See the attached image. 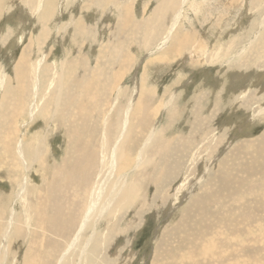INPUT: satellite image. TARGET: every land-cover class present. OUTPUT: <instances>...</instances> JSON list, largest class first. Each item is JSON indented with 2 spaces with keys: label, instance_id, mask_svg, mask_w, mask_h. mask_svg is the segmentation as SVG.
Wrapping results in <instances>:
<instances>
[{
  "label": "bare ground",
  "instance_id": "1",
  "mask_svg": "<svg viewBox=\"0 0 264 264\" xmlns=\"http://www.w3.org/2000/svg\"><path fill=\"white\" fill-rule=\"evenodd\" d=\"M65 1L0 0V15L14 5H25L36 20V23H38L36 26H40L36 34L31 33L27 44L21 49L13 66V75L7 74L5 69L0 66V180L6 181L9 187L7 195L3 196V194H0V264H125L122 261L131 262V252L125 257H119L117 255H109L105 250L108 246L111 248L115 246L114 242L117 240L127 239L126 237L130 230L128 221L118 233L121 213H125L136 201H138V205L133 210L135 215L149 205L147 198L140 196L143 184L147 181L146 172L148 171H146V167L148 165L151 166V163L154 162L149 169L156 175V181L152 184H156L159 178L164 182L163 179L167 180L169 176H178L179 171L182 169L181 167H183L179 162L189 160L193 164L197 161H207V159H210L213 148L219 144V140L215 143L210 142L213 137L209 136V134L197 136L188 132V136L177 134L176 136L168 137L163 135V132L168 127L162 128V131L159 128L147 130L148 123L146 120L148 116L145 113L150 112L147 109L150 103L152 108V101L149 103L148 100L146 101L148 98L145 100H143V97L141 98V91H147V87L141 81H138V84L135 82V90L133 89L134 92L131 97L128 100H124L121 97V88L123 87L119 85L121 78H119L117 73L112 79L109 78L103 83L96 82V73L88 61L89 56H84L80 52L81 50L79 51L80 45L84 44L83 39L77 40L76 36L69 37L72 48H65L60 59H52L53 61H50L51 58H54L52 56L53 46L52 49H45L49 35L53 32V27L52 29L50 28V20L56 11L61 9ZM111 1L113 2L114 0H87V5L86 3L84 5L89 7L95 4L99 9H102V12L112 5ZM157 1L151 15L138 21L135 20L136 16L133 14L131 16L133 1L130 4L127 1V4L122 7L124 14L123 26L125 23L128 25L130 29L128 36H131L132 42L135 39L137 40V43H135L138 45L142 43L143 47H145L144 49L156 47L155 51L157 49L162 50L164 54L155 57L160 60H168L169 54L176 55L177 53L180 55L181 53V56H183L182 53L187 52L188 47L191 45H195L192 47L195 49H192L191 53H187L188 55L197 56L201 51L202 53L206 52L204 58H200V54L198 55L199 59L193 60L201 65L203 63H218L221 59H227L225 56L229 52L227 51V53L225 50L232 49V45H228L226 49L222 46L217 47L214 52L206 51L207 47L204 44V40L202 38L198 39L196 37L197 34H194L195 31L193 34H189L190 32L188 31H180V27L183 24L182 20L187 15V7L191 9L194 6L193 4L197 6L200 2H197V0ZM235 1L231 0L230 2L233 4ZM146 7L145 5L144 11H146ZM107 9L109 10V8ZM168 11L170 12V22L167 24L165 19ZM226 11L228 12V10ZM120 19L122 18L120 17ZM71 27L80 34L84 30L85 25L80 17L74 19L71 16L68 22L58 23L55 30L56 33L65 36L64 34ZM90 27L87 26L85 28L92 32L93 30ZM110 28L111 25L109 26ZM129 29L127 28L126 30ZM124 31L122 30L121 33L125 34L126 32L124 33ZM77 33L75 34L77 35ZM91 34L89 33L90 38H92ZM125 36L127 35L125 34ZM2 38H5V36ZM93 40L95 39L93 38ZM250 43H252L250 50L256 46L259 48V45L264 43V28L258 31L255 37L250 40ZM75 47H77L76 50ZM262 50L258 49L256 51V55H258L256 60H259L260 64L264 62V52ZM34 54L37 55L36 58L33 57ZM102 57L103 53L100 51V55L95 62H98ZM128 58V55H125L123 60L127 61ZM250 62L253 63V57L250 58ZM194 66L197 65L194 64ZM89 72L91 74H88ZM233 92L234 90L231 91V93ZM210 93L209 95H211ZM231 93H229L230 98ZM214 94H212L213 98ZM224 94L225 96L229 95ZM194 95L193 98L197 97ZM147 96L149 95L147 94ZM203 96H200V98ZM253 97L249 98L250 102L252 101L251 103L255 104V106L256 104L259 105L258 107L256 106V109H253L251 115L264 114L262 97H259L262 102ZM173 98L174 95H171L168 102L165 101L166 104L171 105ZM194 100L197 101V98ZM199 100L198 102H200ZM251 103L249 104L250 106H252ZM160 104L162 105L161 101L156 105L157 109ZM204 105H207V103ZM200 106L196 108L197 111L195 110V113L193 111L192 118L194 122L193 125L189 124L191 125L189 129L193 127V130L196 123L200 127L201 125H204V127L210 126L209 121H212V117L201 118L199 115ZM172 107L170 110H173ZM219 107L221 106H217V108ZM234 107H236V104ZM232 108L228 107V109ZM175 109L177 108L175 107ZM226 109H223V111ZM211 110L213 111V109ZM255 112H257L256 115L253 114ZM175 116L179 115L176 114ZM188 118L191 119V116ZM214 120L216 119L214 118ZM222 120L224 121V119ZM256 121H259L258 118ZM38 124H40V129L35 128ZM183 129L185 130V128ZM27 130H29V133H27ZM223 130H225V127ZM54 131L61 133L60 137L64 140L63 153L61 156H59V153L56 154L58 157L54 155L56 151H54L49 141ZM241 144L237 145V147ZM247 146L249 147V145ZM250 146L255 145L250 144ZM261 149L256 148L255 150L260 151ZM236 150L239 151V149ZM252 150L253 147L251 148ZM215 153L218 154L219 152ZM249 155L253 156L252 154ZM237 157L239 159L238 154ZM234 158L232 161H234ZM255 159L257 160V156ZM215 161L217 162V160ZM225 162L226 160L220 162L221 168L219 167L216 172L213 171L217 175L212 173L211 176L215 175L214 178L212 180L210 178L206 179L207 183L202 187V193L198 194L194 200L195 202L191 203L190 208L198 209L196 215L199 217V223L203 226L199 227L193 224L191 225V232L187 234L184 233L185 229H182L183 236L176 237L174 239L175 243L169 239L158 240V247L153 250L151 264H257V259L248 258L246 255L252 256L255 253L264 251V244L262 243L260 248L253 247L251 251L248 248H241L242 240H239V237L244 228L243 226L249 225L246 228V234L249 235L248 238L252 239L256 232L255 227H258L259 223L264 221V202L261 201L264 195L262 196V193H259V190H264V179L257 177V175L261 174L264 166L261 167L263 169L254 170L255 168L252 167L249 169L247 164L248 170L242 167L244 170L243 178H237L234 172L229 173V170L233 171L231 164L225 166ZM243 164L245 165V162ZM27 165H29L28 170L26 169ZM214 167L216 168V166ZM186 173L187 171L184 174ZM36 176L38 177V182H34V177ZM143 176L146 177L143 178ZM185 179L183 177V181ZM244 184H247V190L250 191L252 196L254 195L252 197L254 206L247 203L244 204V194L243 196L237 195L241 192V187ZM15 191L17 195L13 202L17 207L13 206L11 208L12 204L9 197ZM221 191L225 192L220 195ZM222 196L224 198L220 202L219 198ZM240 198L243 200L240 204L235 202L228 205L226 203L229 199ZM59 204L65 210H61ZM211 205L216 208L211 209ZM236 205H243L242 207L245 211L242 209L244 212L241 214L234 213L233 210L238 207ZM224 208L227 209V216L231 213L228 216L229 218L223 217ZM63 211H66V213L63 214ZM62 214L64 217L59 219ZM99 219H106L105 221L108 224L106 230L101 233H98L97 229ZM185 221L188 224L193 222V220L189 219H185ZM207 225L219 229L217 235H222L223 239L218 236H214L215 238L207 237L204 234L206 230L204 226ZM27 227L33 228L32 230L28 229L29 231L24 230ZM88 232H90L89 236H87ZM50 233L56 234L62 240L56 241L53 238L50 240ZM21 235H23L25 240H28V243L26 244L23 258L21 257L22 259L18 260L15 247L20 243ZM225 235H228L226 239L224 238ZM191 239L196 240L191 241ZM214 239H219V241ZM233 240L240 248L234 242H230ZM221 243L232 248L219 251L217 247L222 249ZM132 245L133 241L130 244L131 248ZM236 249L246 255H239L238 252H235Z\"/></svg>",
  "mask_w": 264,
  "mask_h": 264
},
{
  "label": "rangeland",
  "instance_id": "2",
  "mask_svg": "<svg viewBox=\"0 0 264 264\" xmlns=\"http://www.w3.org/2000/svg\"><path fill=\"white\" fill-rule=\"evenodd\" d=\"M131 1H133L134 3ZM230 1L231 0H209L207 2V0L206 1L197 0V2H200L198 3L197 6L196 4H193L194 6H192L191 9L187 7L186 18L185 17L183 18L182 20L183 24L180 27V31L182 32L188 31L190 32L189 34H193V32L195 31L194 34L195 33L197 34L196 37L198 39L202 38V40H204L205 42L204 44L207 47L206 51L214 52L216 51L215 49H217V47L219 48L220 46H222L223 48L226 49L228 45L230 46L232 45L231 47L232 49L225 50V52L227 51L229 52V54L225 56L227 59H221V61H219L218 63L216 62L213 64L203 63L201 65L199 62L197 63L195 62L197 59H199V57L204 58L206 52L202 53L201 51L200 52L201 55L198 54L200 55L199 57L198 55L191 56L189 54L190 55L189 56L187 54V53H191L192 49L193 50L195 49V48H192L195 45L189 46L187 49V52H183L184 54L182 53L183 56H181V53L180 55L177 53L176 55L169 54L168 60H164V59L160 60V59H156L155 57L160 54H164L162 50L157 49L155 51L156 47L155 48L150 47V48L144 49L145 47H143L142 43H140L139 45L136 44L137 40L134 39V41L132 42L131 36L130 37L128 36V33L130 32L128 25L125 23V25L123 26L122 20H123L124 14L122 12V7L126 5L127 3L128 4L133 3V10L131 12V16L132 14L136 16L135 20L138 21V20L146 19L148 16L151 15L153 8L158 2L157 0H124V1L114 0L113 1L114 3L111 1L110 3L112 5H110V7L109 6L107 7L109 8L110 11L106 8L105 10H108V11L103 10L102 12H101L102 9L101 8L99 9V7L95 4L87 7L86 6L87 0H66L62 4L61 9L56 11L53 18L50 20V28L52 29L53 27L52 29L53 32H51L52 35L51 34L49 35L47 46H45L46 50L52 49V46H53L52 56L54 58H51L50 61H53L52 59H60V57L63 56V52L65 48L67 49H70V47L72 48V43L70 42L69 37L76 36L77 40H82V39L84 40V44L80 45L81 47H79V51L81 50L80 52L84 56L86 55L89 56L88 61L91 67L94 68V71L96 73L95 74L96 82L103 83L107 81L109 78L112 79V77L115 76V74L117 73L119 75V78H121L119 82L120 84L118 82L117 84L123 87L121 88V97L124 100L125 99L128 100V98L131 97V94L134 92L133 89L135 88V82L137 83L138 81H141V83L147 87V91H145L147 93H145L142 90L141 91L142 95L139 94L141 95V98L143 97V100L148 98L146 99V101L148 100L149 103L152 101L153 109L150 107L151 105L150 103L147 109L150 111L149 112L150 114L145 113L146 116H148L146 120L148 123L147 130L150 131L152 130V128H159L162 131V128L168 127L167 130L163 132L164 136L172 137V136H176L177 134L188 136L189 133H194L197 136H203L205 134L207 135L209 134V136L213 137V140H210V142L215 143L219 140V144H217L218 147L216 146L213 148L214 151L212 150V153L210 156L211 160L207 159V161L205 160L197 161L196 163H193V164L189 162V160L188 161L186 160V162H179L182 164L181 166L183 167H181L182 169L179 171L178 176H169L167 180L163 179L164 182L161 180V178L158 177L159 179L156 182V184H152V183H155L156 181V175L149 169L153 166L154 162L151 163L152 164L151 166L148 165L146 167L147 168L146 171H148L146 172L147 177L143 176V178L146 177L147 181L143 184L144 186L140 191V196L142 198H147L149 205L143 210L139 211L137 215H135L133 213V210L138 205V201H136L135 204L129 207L125 213H121L120 215L121 217H119L121 220V223L119 220L120 227L118 228V233H120L121 228H123L125 226V223L128 221L130 230L126 237L127 239L125 238L119 239L116 242H114L115 246H113L112 248L108 246L105 250L109 255H117L119 257H125L128 253L131 252L132 261L131 262L122 261L125 264H151L152 258H153V252H154L153 250L157 249L156 247H158L157 246L158 240L169 239L170 241L175 243L174 239H176V237L183 236L182 229H185L184 233L187 234L191 232V225L194 224L199 227L203 226L201 223H199V217H197L196 215L198 209L190 208V206L192 205L191 203L195 202L194 200L196 199L198 194L202 193L203 191L202 187L204 186L205 183H207L206 179L210 178L212 180L214 176L217 175L213 173V171L216 172V170H218L219 167L221 168L220 162L222 160H226L225 166H228L231 164L233 171L229 170V173L231 174L232 172H234V174L237 175V178L238 177L243 178V175H244L243 169L247 168L248 170V167L249 169L251 167L255 168L254 170L263 169L261 167L264 166L263 164L264 163V159H263L264 157V151H263L264 150V114L262 113V114L256 115L257 112H255L253 114L256 115L257 117L251 115L253 112V109H256L259 104L258 105L256 104L257 106L256 107L255 104L251 103L252 101L250 102L249 98L254 96L253 98H257L258 100H260V98L262 97L261 100L264 101V94H263L264 93V88H263L264 87V79H263L264 62H261L263 64H260V61L256 60V56H258L256 55V51L258 49L260 50L263 49L262 51L264 52V43L260 44L259 48L258 46H256L255 48L250 50V47L252 44L250 43V40H252L255 37V35L258 33L259 30L264 28V24H263L264 23V7H263L264 0L256 1V2L252 0H245V1L236 0L233 4H231ZM85 3L86 5H84ZM194 3L196 2L194 1ZM76 4H77V7H76ZM144 4L147 6L146 11L143 10L145 6ZM222 6L224 7V9ZM205 7H207L208 9ZM27 10L28 8L25 5H17V6L14 5L12 8H9L8 10L4 11L3 12L4 14L2 13L0 15V41L3 40L0 42V66L4 68L7 74L9 75H13V66L21 52V49L27 44L29 40L28 37L31 35V33L36 34V32H38L40 29V26H36L38 25V23H36V20L34 19V17L29 13V10L28 11ZM226 10H228V12ZM169 15H170V12L168 11L166 19H165L167 24L170 22ZM69 16L70 17L73 16L74 19L75 18L77 19L80 17L85 27L91 26L90 28L93 31L90 32L89 29L84 27V30H82L79 34L75 32L74 28L72 29L71 27L64 34L65 36H63L62 34L56 33L55 27L57 26V24L60 22H68L70 19ZM120 17L122 19H120ZM61 19H63L64 21ZM222 22L223 24H226V25H223ZM108 25L109 26L111 25V28H110L111 30L109 29ZM114 25H116L115 27L119 29L115 28ZM107 27L109 30L107 29ZM121 28H124V29H121ZM127 28L129 30H126ZM122 30L123 31L125 30L124 33L126 32L125 34L127 36H125V34H122L123 32L121 33ZM10 31H13V32H10ZM86 32H87V35H86ZM75 33H77V35ZM89 33L90 34L92 33L91 34L92 38H90ZM4 36L6 39L7 38L8 39L6 40L5 38H2ZM128 37L129 39H127ZM93 38L95 40H93ZM96 38H98L99 40ZM59 39H62V40H59ZM116 40L118 43L116 42ZM125 47H128V48H125ZM76 48L77 47H75V50ZM100 51L103 53V57L104 56L105 57L104 58L102 57L98 60V62H95L96 58L99 57L100 55ZM125 55H128L129 57L127 61L123 60L125 58ZM36 56H37L36 54L33 55L34 58H36ZM174 56L176 57L174 58ZM252 57H253V63L250 62V58ZM194 59L195 61H193ZM222 60L226 62H223ZM194 64H196L197 66H194ZM192 66L194 67L192 68ZM88 74H91V72H89ZM124 89H127V90H124ZM232 90H234L233 93H231ZM209 93L211 95H209ZM224 93L226 94L231 93V98H230V94L225 96ZM147 94L149 96H147ZM212 94H214V98ZM171 95H174L172 104L167 105L165 101L168 102V99L171 97ZM193 95L197 97L193 98ZM199 95L203 97L200 98ZM217 95H218V98H217ZM196 98H197V101L194 100ZM198 100L200 102H198ZM202 100H205V101H202ZM261 100L260 102H262ZM160 101L162 105L161 104L159 105L158 107L159 110H158L156 105L159 104ZM173 102L175 103L173 104ZM206 103L207 105H204ZM250 103L252 104V106L249 105ZM235 104H236V107H234ZM189 105H192V106H189ZM171 106H173L172 107L173 110H170ZM199 106H200L199 115L201 118L212 117V121H209L210 126L204 127V125H201L200 127V125L196 123V126L193 130H192L193 127L189 129V126H191L189 124L193 125V122H194L192 118L193 111L195 113L196 108H198ZM217 106H221V107L217 108ZM175 107L178 110L175 109ZM228 107L230 108L233 107V108L228 109ZM210 108L213 109V111ZM225 108L227 109L223 111V109ZM180 113L183 115H181ZM174 114L175 115L177 114L180 117L175 116ZM190 116H191V119L188 118ZM216 117H218L219 119ZM252 117L256 119H253ZM214 118L216 120H214ZM257 118L259 121H256ZM222 119H224V121ZM148 120L149 122L151 120V122L149 123ZM215 126L217 127L216 129H215ZM224 127H225V130H223ZM35 128L40 129V124H38ZM183 128H185V130ZM181 129L184 131H182ZM27 133H29V130H27ZM220 133H223V134L220 135ZM60 136H61V133L59 134V132L54 131L51 134L50 139H49V141L51 142L54 148V151H56L54 155L59 153V156L62 155L63 149H64V140ZM243 139H246V140H243ZM244 141L245 142L247 141V142L245 143ZM249 143L255 146H250ZM239 144L241 145L237 147V145ZM247 145H249V147ZM252 147H253L252 151H255V152L251 151ZM254 148L255 149L262 148L263 150L261 149L260 151H257ZM236 149H239V151ZM215 152H219V153L216 154ZM253 153L255 155L259 153L256 155L257 160L255 159L256 156ZM237 154L239 155V159L237 157ZM249 154H252L253 156L251 157ZM233 157H235L234 161H232ZM215 160H217V162ZM243 162H245V165L243 164ZM250 162L252 165L250 164ZM210 164L212 165V167L216 166V168L214 167L212 169ZM247 164H248V167H246ZM190 168L191 170H189ZM26 169L27 170L29 169V165L26 166ZM207 169L208 170L211 169V170L208 171ZM186 171L187 173L184 174ZM263 171L264 169L262 170L261 174L257 175L258 178L260 177L264 179ZM204 172H205V176H204ZM212 173L215 175L211 176ZM207 174H208V177H207ZM150 175L153 177H151ZM182 176L186 178L184 181H183ZM28 177H29V174H28ZM34 182H38L37 176L34 177ZM247 188H248L247 184L242 185L241 192L237 195L243 196L244 194V198H243L244 204L247 203L249 205L251 204V206H254V203L252 202V197L254 195L252 196V194L250 193V191L247 190ZM16 191L9 197L10 202L12 204V206L10 205L11 208L13 206H15V208L17 207V205H15L13 202L14 198L17 195ZM187 192L189 193V195ZM221 192L222 193H220V195L223 194V192L225 191H221ZM8 193H9L8 183L6 181L0 180V194L1 195L3 194L4 196V195H7ZM259 193H262V196H263L264 190L262 191L259 190ZM163 194H164V197H163ZM223 198H224L223 196L220 197L219 201L220 202L223 201L221 200ZM261 201L264 202V197ZM235 202L240 204L241 202H243V200H241L240 198V199H229L226 201L228 205L233 204ZM236 206L238 207L233 210L234 213L241 214L242 212L245 211L242 207L243 205L242 206L236 205ZM59 208L61 210H65L64 207L61 208L60 204H59ZM213 208H216V207H212L211 205V209ZM242 209L244 211H242ZM226 210L227 209L224 208L223 217L229 218L228 216H230L231 213L227 216L228 213L226 212ZM65 213L66 211H63V214ZM63 214L61 215L59 219H62L64 217ZM185 219L193 220V222L188 224L185 221ZM105 220L106 219H99V222L97 224L98 233L104 232L106 230L108 224ZM225 222H227V220H225ZM62 223H61V226H62ZM243 227L245 229L244 228L242 229L241 236L239 237V240H242L241 248H245V249L248 248V249H251V251L253 247L260 248L261 244L262 243L264 244V241H262L264 240V221H261L258 227H255L256 232H255V235H253L252 239L248 238L249 235L246 234L247 233L246 228H248L249 225L248 226L246 225ZM32 228L33 227H29V228L27 227L24 230L29 231L28 229L32 230ZM204 228H206L204 234L207 237L218 236L217 233H219V229L209 227L208 225L204 226ZM114 230H115V227H114ZM89 235H90V232L87 233V236ZM49 237H50V240H52V238L56 241L62 240L60 237L56 236V234H52V233H50ZM218 237L221 238L222 235ZM227 237L228 235L224 236L225 239ZM129 238H130V241H129ZM221 239H223V237ZM193 240H196V239H191V241ZM214 240L219 241V239L217 240L214 239ZM131 241H133L132 248L130 247ZM230 242L231 243L234 242L237 245V247L240 248V246L234 240ZM27 243H28V240H25L23 238V235H21L20 243L17 244L18 246L15 247V250H17L16 252L18 255L17 256L18 260H21L23 258ZM122 245H124V247H122ZM230 247L231 246L224 244L222 245V249L217 247V250L219 251L227 250V248H230ZM235 252H238L239 255L240 254L246 255L238 251L237 249L235 250ZM246 257L248 258L250 257L254 260L257 259V264H264V251L255 253L252 256L246 255ZM246 257H242V258H246Z\"/></svg>",
  "mask_w": 264,
  "mask_h": 264
}]
</instances>
